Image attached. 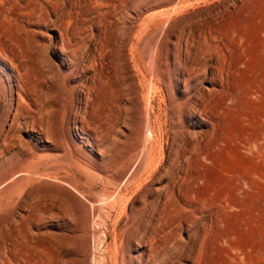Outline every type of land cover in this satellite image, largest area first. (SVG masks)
<instances>
[{"label": "rangeland", "instance_id": "rangeland-1", "mask_svg": "<svg viewBox=\"0 0 264 264\" xmlns=\"http://www.w3.org/2000/svg\"><path fill=\"white\" fill-rule=\"evenodd\" d=\"M158 1L0 0V190L12 195L0 194V264H264V0L217 20L216 51L203 28L225 0ZM201 98L213 115L183 123ZM152 106L167 132L156 170L132 182L150 160ZM39 157L41 182L75 191L88 225L14 174Z\"/></svg>", "mask_w": 264, "mask_h": 264}, {"label": "bare ground", "instance_id": "bare-ground-1", "mask_svg": "<svg viewBox=\"0 0 264 264\" xmlns=\"http://www.w3.org/2000/svg\"><path fill=\"white\" fill-rule=\"evenodd\" d=\"M40 1V0H39ZM155 1V0H154ZM160 1V0H159ZM158 1V2H159ZM196 0H168V1H162L161 3H168V4H172L173 6V9H170L168 10L169 12L170 11H174V12H179V11H182L183 9H186L188 8L189 6H191L192 4L194 5ZM241 1L242 0H225L224 2H222L221 4H219L217 6V12L214 16L212 17H206V23L207 25H204V33L206 34L205 35V38H204V44L210 48L211 50H220L222 48V46L220 44H217V43H214L213 41L217 40L216 36L213 35V33L211 32L213 26L215 25V23L217 22L218 19H222L225 15L227 14H230L232 13L233 11L237 10V8L240 7V4H241ZM198 2L200 3L201 0H198ZM32 3V2H31ZM21 4V3H20ZM160 4V3H159ZM31 5V4H30ZM19 7V6H18ZM153 7V6H152ZM48 9V8H47ZM20 10V9H19ZM35 13V12H34ZM198 15H208L207 13H203L202 11L197 13ZM189 19V18H188ZM19 21V20H18ZM185 21V20H183ZM179 26V25H178ZM155 28H153V31H154ZM201 33V32H199ZM169 34L166 33L161 39L159 38L157 41H156V46L157 47V52L160 54L162 51H167L169 49V44H170V40H169ZM172 39V37H171ZM189 39V38H188ZM138 42L140 43V40H138ZM200 42V40H199ZM153 43V42H151ZM194 43V42H193ZM129 44V43H128ZM131 44V43H130ZM15 45V44H14ZM137 45V44H136ZM140 45V44H139ZM137 45V46H139ZM198 45V44H197ZM126 47V46H124ZM141 47V46H140ZM145 47V46H144ZM204 48V47H203ZM152 49V48H150ZM150 51V50H149ZM169 51V50H168ZM198 51V50H197ZM18 52V51H17ZM144 53V52H143ZM138 54V53H137ZM146 54V53H145ZM125 55V54H124ZM142 55V54H141ZM128 56V55H126ZM139 56V55H138ZM163 57V56H162ZM197 57V56H196ZM129 59V58H128ZM127 59V60H128ZM125 60V59H123ZM126 60V61H127ZM135 60V58H134ZM136 62V61H135ZM140 62V61H139ZM12 63V61H11ZM16 63V62H14ZM137 63V62H136ZM135 63V64H136ZM13 64V63H12ZM142 65V64H141ZM147 65V64H146ZM76 66V65H75ZM136 66V65H135ZM129 67V66H128ZM131 67V66H130ZM138 67V66H137ZM125 68V67H124ZM127 68V67H126ZM7 69V68H5ZM150 69V68H149ZM154 68H152L153 70ZM163 68H161L160 70H162ZM23 70V69H22ZM74 70V69H73ZM93 70V69H92ZM127 70V69H126ZM166 70V69H165ZM18 73H19V70L17 69ZM183 74H186V75H190L191 73L190 72H187L186 73V70L183 69ZM7 72V71H6ZM144 73V72H143ZM6 74V73H5ZM9 74V73H7ZM11 74V73H10ZM123 74V73H122ZM154 74V73H153ZM210 74V73H209ZM4 75V74H3ZM23 75V74H22ZM25 75V74H24ZM135 75V74H134ZM152 75V74H151ZM145 77H148L147 74L145 73L144 75ZM164 78L167 79V75L166 73L164 74ZM126 78V77H125ZM154 78V77H153ZM156 78V77H155ZM134 79V78H133ZM149 79V78H148ZM179 81V80H178ZM130 82V81H129ZM134 82V81H133ZM2 84H5L4 82ZM7 84V83H6ZM8 85V84H7ZM151 87L154 86V83L151 81L150 83ZM75 87V86H74ZM7 89V87H6ZM8 89L11 90V87L8 86ZM203 89V88H202ZM100 90V89H99ZM143 90V89H142ZM145 91V90H144ZM200 91V90H199ZM141 92V91H140ZM152 92V91H151ZM151 92H150V95H151ZM198 95V94H197ZM142 96V95H141ZM151 97V96H150ZM214 98H210V100H207L206 98H201V99H198L197 100V103L195 104L196 107H188V108H183L182 111H180V118L181 120L183 121L184 123V119H188V120H193L195 118L198 117V119L200 118L201 120H206V117H210L211 115H213L214 113V109H215V105H214V100H212ZM205 100H206V103H205ZM16 101V100H15ZM150 102V101H149ZM149 102H146V103H149ZM139 103V102H137ZM142 103V102H141ZM140 103V104H141ZM145 103V102H144ZM173 103V102H172ZM136 104V103H135ZM134 104V105H135ZM83 105H84V102H83ZM150 105V104H149ZM197 105H199V108H197ZM11 107V105H10ZM168 108V107H167ZM97 109V108H96ZM155 106H152V110L150 111V115L149 117L147 116L148 118V127H149V135L152 136V147H150L147 152L148 154L147 157L150 158V160L146 161L148 162L147 164H143L142 167H141V170L139 172H137L136 174H134L133 176L130 177L131 181L132 182H136L138 180H142V176L144 175L145 172H148L149 174H152L156 169H154L153 167H155L154 163H155V147H156V144L159 142V141H162L165 134H166V129H165V126L164 124L162 123L163 121H161L162 119V115H164L165 113L167 114V111L164 113L162 111H159L158 113L156 112L155 110ZM167 110V109H166ZM174 110V109H173ZM147 112V111H146ZM174 112V111H173ZM10 115V111L8 110L5 114H4V122L7 120V118L9 117ZM20 117V116H19ZM145 119V118H144ZM200 120V121H201ZM198 120L199 123H202ZM211 121V120H210ZM91 122V121H90ZM174 123V121H173ZM179 123V122H178ZM78 124V123H77ZM147 124V122H146ZM138 125V123H137ZM2 126V127H1ZM135 126V125H134ZM196 126V125H195ZM201 126V125H200ZM4 127L3 123L1 125L0 123V131L2 130V128ZM146 127V125H145ZM192 127V126H191ZM146 129V128H145ZM187 129V128H186ZM189 129V128H188ZM34 131V130H33ZM30 132V131H29ZM209 132L206 131V132H200V131H196L194 129V132H191L190 130H186L184 131L185 134H187V137L189 138H195L197 141L198 139H200L202 136L206 135L207 133ZM39 134V133H38ZM61 134V133H60ZM84 134V133H83ZM138 134V133H137ZM88 135V134H87ZM148 135V134H147ZM169 136V135H168ZM136 137V136H135ZM62 138V137H61ZM81 138V137H80ZM64 139V138H63ZM139 135H137L136 139H135V142H134V147L136 148L139 144H140V140H139ZM165 140V139H164ZM144 142V141H143ZM201 142V141H199ZM144 145V144H143ZM89 146V145H88ZM67 147V146H66ZM38 150V149H37ZM89 152V151H88ZM70 153V152H69ZM91 153V152H90ZM67 154V153H66ZM71 154V153H70ZM43 155V153H42ZM134 156V155H133ZM133 156H131L130 158H133ZM36 157V156H35ZM65 157V156H64ZM63 157V158H64ZM68 157V156H67ZM159 157V156H158ZM157 157V158H158ZM54 158V157H53ZM70 158V157H69ZM37 159V158H36ZM47 159V158H46ZM49 159V158H48ZM57 159V158H56ZM60 159V158H59ZM58 159V161H59ZM43 158L42 157H39L38 160H36V163H32V167L31 168H28V167H23L19 170H17L14 174L17 176L18 175H24L23 177V182H28L30 185H31V190L32 191H41L45 188L48 189L49 187V190L50 191H53L54 192H57L61 195V201H65V202H68V204H70V206H73L77 209V211H80L83 215V218H84V221H85V224L88 225V222H89V217H88V214L87 213H83V209L80 208V203L81 201L79 200L77 194L75 193V191H72L70 190L69 187L65 186L64 184H59L58 187L53 186L51 187L52 185H46L44 183L41 182V180L39 178H41L43 175H47V172H46V169L49 168V166H45L43 168V170H41V167H39L37 164H40V162H42ZM51 160V159H50ZM62 160V159H60ZM70 160V159H69ZM54 162V161H53ZM65 162V161H63ZM158 162V161H157ZM56 163V161L54 162V164ZM67 163V162H66ZM75 163V162H74ZM84 163V162H83ZM36 164V165H35ZM50 165V163H48ZM57 164V163H56ZM77 164V162H76ZM79 164V163H78ZM160 164V162H159ZM27 165V164H26ZM31 165V164H30ZM35 165V166H34ZM60 165V164H59ZM86 165V164H85ZM34 166V167H33ZM62 167V165H60ZM78 166V165H77ZM157 166V165H156ZM15 167V166H14ZM17 167V166H16ZM89 169V168H88ZM79 170V169H78ZM80 171V170H79ZM76 175L77 173L74 172ZM128 173V172H127ZM49 174V173H48ZM64 174V173H62ZM72 175V174H71ZM79 176V175H78ZM82 176V175H81ZM147 176V175H146ZM145 176V178H146ZM155 176V175H154ZM55 177V176H53ZM65 177V176H64ZM49 178V176L47 177ZM80 178V177H78ZM124 178V177H123ZM51 179V178H50ZM74 179V178H73ZM114 179V178H113ZM49 180V179H48ZM60 180H62L63 183H66L67 185H70L71 187H73L74 190H77L78 188L75 186V184L73 182H71L70 180L66 179V178H63V177H60ZM75 180V179H74ZM116 180V179H115ZM145 180V179H144ZM145 183V182H143ZM160 183V182H159ZM84 184V183H83ZM79 185V184H78ZM25 187V186H24ZM28 188V187H27ZM24 190V189H23ZM23 192V191H22ZM79 194V192H77ZM0 194H3L5 195V198L6 199H3V200H6L8 201L12 196L10 194V191L7 190H0ZM15 194V193H14ZM55 194V193H54ZM22 195V194H21ZM87 195V194H86ZM18 197H16L15 199H17ZM88 198L91 199V197L89 196ZM89 199V200H90ZM11 200V199H10ZM1 202V200H0ZM3 203V202H2ZM5 203V202H4ZM7 203V202H6ZM89 204V203H88ZM2 205V204H1ZM92 206V205H91ZM171 207V206H170ZM169 207V208H170ZM92 209V208H91ZM96 211V210H95ZM88 212V211H87ZM92 212V211H91ZM97 212V211H96ZM99 214V212H98ZM98 214L96 213V217L98 216ZM101 215V214H99ZM95 216V215H94ZM93 216V217H94ZM104 216V215H103ZM101 218V217H100ZM106 218V217H105ZM93 223H99L94 219ZM98 220V218H97ZM100 221V220H99ZM104 221V220H103ZM61 222V221H60ZM101 222V221H100ZM56 223V221H55ZM102 224V222L100 223ZM100 224H97V225H100ZM158 225V224H157ZM116 228L118 226V224L116 223ZM98 227V226H97ZM54 228V227H53ZM156 229V228H155ZM154 229V231H156ZM116 230V229H115ZM86 232H88V230H86ZM98 232V231H97ZM154 233V232H153ZM93 234V233H92ZM117 234L115 235V241L117 243ZM12 240V239H11ZM121 240V239H120ZM106 241V239H105ZM113 241V240H112ZM110 245L112 244L111 242H109ZM122 243V242H121ZM108 244V243H107ZM119 245H120V242H119ZM122 245V244H121ZM120 245V246H121ZM133 245V244H132ZM137 250L139 251L140 248H141V244L140 243H136L135 244ZM134 246V245H133ZM132 246V247H133ZM143 247V246H142ZM135 248V249H136ZM195 253V252H193ZM117 254V253H116ZM188 254V253H187ZM114 256V255H113ZM112 257V260L114 258V264H119L118 262V257L117 255H115V257ZM120 256V255H119ZM144 256V252L139 256V259H141L142 257ZM197 256V255H196ZM192 257V256H191ZM195 257V256H194ZM36 258V257H35ZM128 258H130V256H128ZM187 258V257H186ZM196 258V257H195ZM194 258V259H195ZM192 259V258H190ZM193 260V259H192ZM88 261V260H87ZM191 261V260H190ZM56 262V261H55ZM112 262V261H111ZM113 263V262H112ZM184 263V262H183ZM129 264H140V260L136 261V263L134 262V260H131ZM185 264V263H184ZM193 264V263H191ZM195 264V263H194ZM198 264V263H197Z\"/></svg>", "mask_w": 264, "mask_h": 264}]
</instances>
